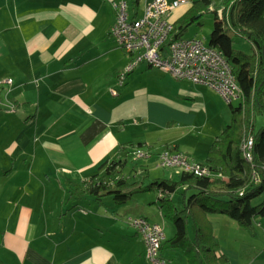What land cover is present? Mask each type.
Segmentation results:
<instances>
[{
  "label": "crops",
  "instance_id": "obj_1",
  "mask_svg": "<svg viewBox=\"0 0 264 264\" xmlns=\"http://www.w3.org/2000/svg\"><path fill=\"white\" fill-rule=\"evenodd\" d=\"M115 19L111 0H0V59L6 57L7 64L0 78L12 79L0 81V143L8 139L0 148L10 159L9 165L0 160V169L8 170L0 172L5 264H152L142 235L128 229L130 213L120 210L134 194L119 206L111 197L74 199L67 180L120 160L119 145L128 141L158 143L161 149L169 144L191 160L205 161L196 152L201 139L207 152L211 138L205 141L206 134L200 138L191 127L208 117L222 119V96L186 78L153 76L146 63L119 82L131 56L110 32ZM143 169L136 164L130 179L138 180ZM175 172L165 178L184 179ZM154 192L151 202L163 215ZM139 216L157 218L152 211ZM208 217L214 230L220 221L238 224L226 213ZM262 217L255 225L264 234ZM162 228L163 241L175 232H165L163 223ZM216 251L227 257L226 264H264V250L245 259L233 257L226 246ZM160 252L171 264H189L180 248L165 243Z\"/></svg>",
  "mask_w": 264,
  "mask_h": 264
},
{
  "label": "trees",
  "instance_id": "obj_2",
  "mask_svg": "<svg viewBox=\"0 0 264 264\" xmlns=\"http://www.w3.org/2000/svg\"><path fill=\"white\" fill-rule=\"evenodd\" d=\"M205 5L215 12L207 42L222 52L242 92L236 104H228L231 120L212 140L205 161L201 162L208 165L211 175L183 173L184 179L151 178L145 163L147 157L135 158L132 151L139 148L150 155L153 145L128 141L119 145L120 160L103 162L86 178L68 179L65 188L74 199L111 197L117 206L135 193L156 190L160 197L159 208L175 226L174 234L161 240V248L165 243L180 248L189 264H226L227 257L216 251L218 242L208 214L226 213L246 229L254 228L255 214H264V124L257 130L253 127L255 112L264 113V0H196L182 17L172 21L173 28L164 45L181 37L186 24L194 20ZM233 35L247 39L253 51L248 53L235 48ZM128 54L133 57L132 53ZM248 137L253 139L251 161L245 155L248 150L243 149ZM171 147L176 148L169 144L163 148ZM136 164L144 169L138 180H131L136 173ZM181 187L182 206L178 207L173 194ZM161 257L171 264L170 260ZM0 264H5L1 258Z\"/></svg>",
  "mask_w": 264,
  "mask_h": 264
},
{
  "label": "built area",
  "instance_id": "obj_3",
  "mask_svg": "<svg viewBox=\"0 0 264 264\" xmlns=\"http://www.w3.org/2000/svg\"><path fill=\"white\" fill-rule=\"evenodd\" d=\"M111 2L116 19L110 32L121 47L133 54L123 71L118 73L119 82H123L127 73L144 62L149 66L159 67L176 78L209 85L220 93L227 104L235 103L241 98V88L229 63L222 52L209 45L206 40L199 36H181L164 45L173 28L169 19L170 12L189 0H150L140 15H131L127 0ZM2 82L11 83L12 79L6 78ZM111 92L117 94L115 89H111ZM3 105L4 100L0 97V106ZM252 140V137H248L243 144V149L248 150L245 155L249 161L252 158ZM132 154L135 158L149 156L147 151L139 148L134 149ZM157 165L174 167L176 171L185 174L211 175L208 165L191 160L183 152L169 148H163L157 153ZM129 221L145 241L148 260L152 264H168L160 255L161 240L164 237L162 226L150 222L144 216L131 217Z\"/></svg>",
  "mask_w": 264,
  "mask_h": 264
},
{
  "label": "rangeland",
  "instance_id": "obj_4",
  "mask_svg": "<svg viewBox=\"0 0 264 264\" xmlns=\"http://www.w3.org/2000/svg\"><path fill=\"white\" fill-rule=\"evenodd\" d=\"M127 1L129 3V12L131 13V15L135 11H137V13H136L137 15H140L142 13L145 5L150 0H138L137 2H136V0H127ZM168 1H171V0H168ZM194 1H196V0H189L188 3L177 6L174 10H172L170 12V15H173V17L170 20L176 21L180 17H182L185 14L186 10L193 5ZM213 4H214V2H213ZM211 8L212 7H210L209 5H205V6H203V8L198 13H196V11H193V14L196 13V16H195L194 20H192L186 24V29L184 30L182 36L183 37L199 36V37L203 38L204 40L208 41L209 36H210V32L213 28L214 17H215V12ZM232 44L235 48L243 50L244 52L251 53L253 51L251 43L247 39H245L241 36L233 35ZM5 51H7V50H5ZM140 64H145V63L142 62ZM4 65L7 66L6 57H5V60L0 59V71L4 70ZM150 68L153 70V72H152L153 76H159V75L162 76V74H164L167 77V75L169 74L170 76H172V78L174 77L173 75H171L168 72L163 71L159 67L150 66ZM130 74H132V71L130 73H128L127 76H129ZM2 76H5V75H0V77H2ZM170 76H168V77H170ZM4 78L6 79V77L0 78V81ZM174 79H175V77H174ZM176 79H178V78H176ZM236 103H237V101H235L234 104H236ZM225 105L226 106H225L224 111L221 112L222 117H220V118H222V119L216 120V119H212V118L208 117L206 124H203L202 122L201 123L196 122V124L191 127V131L193 133H195L196 135H199L200 138H202L203 135L206 134L205 141L207 140V142H208V139L211 138L209 141L211 143L213 140L212 136H214L215 134L219 135L222 132L225 125L231 120L230 108H228L229 106H227L228 105L227 103ZM254 117H255V121H254L253 127H254V130H257L259 127H261L264 124V113L256 111ZM113 135H115V137H118L114 132H113ZM104 138H105V136H104ZM3 140H5V141L3 143H0V144L5 145L8 142V139H6V137L3 136ZM200 141H201V145L197 149L196 155L199 156L200 161H201V160L206 158L207 152L205 150L207 147H204V146L202 147V139ZM205 146H207V145H205ZM3 150L4 149L0 148V160H1V158H5V165H9L10 159L8 157H6V154L3 152ZM160 150H161V146L158 143H155L153 145V149L151 150V154L147 157L148 173H149V176H151V177H158L159 176V177L165 178L167 176H170L171 174L173 175V173H176L175 172L176 169L173 167H165L164 168V167L157 165V154L156 153L159 152ZM96 151H99V150H96ZM94 155H95V159H97L98 154L95 153ZM196 155H194V156H196ZM43 157H45V155ZM109 157H111V156H109ZM1 165H2V163H1ZM96 169H97V167H95L92 171H90L89 174L92 173L93 171H95ZM4 170L5 169H3V170L0 169V172H2ZM18 173H21L20 169H18ZM131 179H133V177ZM182 190H183V187L179 188L173 194V200L178 207L182 206V197H183ZM155 197L156 196H155V192L153 189L152 190H146L145 192H142V193H136L130 198V200L127 201L128 203L125 206L120 208V210L121 211L127 210V212L130 213L129 215H127L128 218H129V216L130 217L139 216V214H143L145 211L146 212L152 211L153 214L157 215V218L155 220V218H152L151 216H149L150 220L149 219L148 220L150 222L153 223L155 221H158V223L161 226L163 223L164 230L166 228L165 232H167V227H170L171 230H173V229L175 230V226H174L172 219L161 215V213L158 211V209H157L158 207L155 205V203L151 202V200L154 199ZM110 199L111 198H105L104 202L110 201ZM260 200H261V198L258 201H260ZM151 205H155V206H151ZM261 217H262V215H260V214H257L255 216V218L253 219L254 225H255V222L257 221L256 218H261ZM162 218L164 220H162ZM261 221L264 222V217H262ZM128 222L130 223L129 220H128ZM129 223H127L129 225L128 226L129 230L136 229L134 225H132L131 223L129 224ZM238 227L239 226L235 221L233 224H229V225H226V223L224 221H220L218 228H216V226H215V230H214V232H215L214 234L217 235L216 239L218 242L216 249L221 250V248L223 246H226V248L231 250L230 252H231L233 257L238 253V254H240L241 259L248 258L250 254L253 255L252 258L259 255V253L264 250V234L261 233V227H259L258 225H255L254 227L256 228V231H254V232L252 229H249V228H247V229H249L250 231L249 230L247 231V230H245L246 228L243 229L241 226L239 228ZM189 228H190V234L192 235L193 234V225L191 222L189 223ZM256 232H258V234ZM171 256L174 257V254H172Z\"/></svg>",
  "mask_w": 264,
  "mask_h": 264
}]
</instances>
